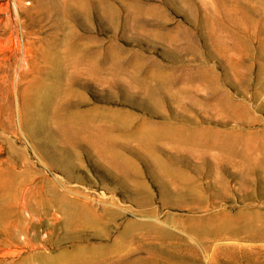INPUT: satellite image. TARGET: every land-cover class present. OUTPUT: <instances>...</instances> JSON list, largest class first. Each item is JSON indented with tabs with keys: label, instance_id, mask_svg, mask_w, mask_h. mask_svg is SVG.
<instances>
[{
	"label": "rangeland",
	"instance_id": "obj_1",
	"mask_svg": "<svg viewBox=\"0 0 264 264\" xmlns=\"http://www.w3.org/2000/svg\"><path fill=\"white\" fill-rule=\"evenodd\" d=\"M257 234L264 0H0V264H264Z\"/></svg>",
	"mask_w": 264,
	"mask_h": 264
},
{
	"label": "bare ground",
	"instance_id": "obj_2",
	"mask_svg": "<svg viewBox=\"0 0 264 264\" xmlns=\"http://www.w3.org/2000/svg\"><path fill=\"white\" fill-rule=\"evenodd\" d=\"M247 240L251 243H254L256 242V244L254 245H248V247L246 249L248 250H254V249H257L259 251H264V243L263 244H260L262 242H264V235L263 234H257V235H254V236H250V237H246ZM259 243V244H258ZM237 249V248H236ZM228 252H232L231 248H228L227 250ZM258 255V253H257ZM264 255V254H263ZM248 258V256L246 257Z\"/></svg>",
	"mask_w": 264,
	"mask_h": 264
}]
</instances>
